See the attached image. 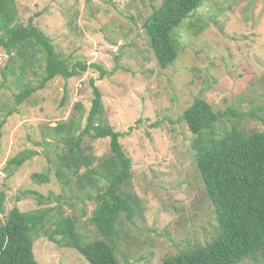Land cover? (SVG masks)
<instances>
[{
  "label": "rangeland",
  "instance_id": "374dc122",
  "mask_svg": "<svg viewBox=\"0 0 264 264\" xmlns=\"http://www.w3.org/2000/svg\"><path fill=\"white\" fill-rule=\"evenodd\" d=\"M14 1L18 22L25 25L31 18L63 57L100 64L108 73L100 79L90 67L69 79L55 77L7 117L0 137L5 210L38 207L30 194L16 199L22 191L44 196L53 192L61 200L52 199L47 206L59 205L74 216L87 240L99 238L89 222L94 202L74 184L71 190L60 186L54 171L62 145L48 144L54 142L50 128L75 112L74 103L79 102V112L86 115L93 79L102 93L105 121L126 132L120 138L132 160L126 190L139 199L132 221L119 225L118 263L160 264L180 248L211 240L217 221L194 162L192 134L181 113L201 95L214 110L231 108L242 115L229 116L223 128L238 122L246 131L262 129L264 0H205L173 30L178 55L166 68L158 66L143 31L145 18L161 0ZM7 60L0 48V120L14 106L17 93L14 77H3ZM34 70L36 75L30 71L26 75L33 85L42 75V69ZM83 146L97 161L109 153L108 138L84 137ZM22 150H31L30 158L8 176L5 161ZM34 172H46L49 182L33 181ZM33 256L39 264H87L77 250L59 246L45 235L35 238ZM239 264H264V259H244Z\"/></svg>",
  "mask_w": 264,
  "mask_h": 264
},
{
  "label": "trees",
  "instance_id": "16d2710c",
  "mask_svg": "<svg viewBox=\"0 0 264 264\" xmlns=\"http://www.w3.org/2000/svg\"><path fill=\"white\" fill-rule=\"evenodd\" d=\"M204 1L161 0L152 7L143 31L159 67L174 63L178 47L173 30ZM0 48L8 56L3 77H14L12 83L17 88L14 106L5 110L0 120V137L2 126L16 106L53 78L69 79L90 67L98 71L100 79L108 73L97 63L70 62L31 18L25 25L19 23L14 0H0ZM35 67L42 69V75L33 85L26 75L29 71L36 75ZM89 83L92 97L86 115L79 112L82 105L74 103L75 112L50 128L54 142L48 144L62 145L54 171L60 186L71 190L70 185L74 184L87 191V198L94 202L89 222L99 238L87 240L74 216L65 214L59 205L47 206L52 199L60 201V195L22 191L16 199L30 194L38 207L21 211L13 206L6 211V193L0 189V264H39L33 256V242L41 235L59 246L77 250L87 264H119L116 257L119 225L132 221L139 211V199L126 190L132 167V160L120 142L126 132L115 130L105 121L102 93L93 79ZM229 116L242 117L231 108L214 110L201 95L181 113L192 134L190 148L217 226L211 240L180 248L160 264H239L244 259L254 262L264 259V125L261 130L246 131L238 122H232L223 128ZM261 120L264 124V117ZM84 137L108 138V155L97 161L83 146ZM31 154V150L19 151L5 161L3 170L11 176ZM31 178L39 183L49 182L46 172H34Z\"/></svg>",
  "mask_w": 264,
  "mask_h": 264
}]
</instances>
